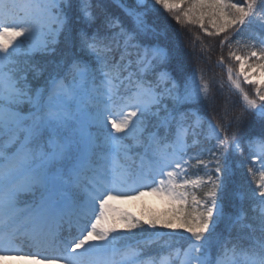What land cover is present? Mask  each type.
Instances as JSON below:
<instances>
[{
    "label": "snow or ice",
    "instance_id": "snow-or-ice-1",
    "mask_svg": "<svg viewBox=\"0 0 264 264\" xmlns=\"http://www.w3.org/2000/svg\"><path fill=\"white\" fill-rule=\"evenodd\" d=\"M184 2L0 0V253L264 264V81L253 99L239 79L264 75V0H189L177 14ZM160 12L222 35L217 63L242 96L238 114L175 59ZM245 27L252 50L240 55L231 46ZM237 169L251 179L235 182ZM147 195L170 206L164 217L113 204Z\"/></svg>",
    "mask_w": 264,
    "mask_h": 264
},
{
    "label": "trees",
    "instance_id": "trees-1",
    "mask_svg": "<svg viewBox=\"0 0 264 264\" xmlns=\"http://www.w3.org/2000/svg\"><path fill=\"white\" fill-rule=\"evenodd\" d=\"M235 3H241L242 0H232ZM189 6V0H185L183 4L180 5L181 14L183 11H186ZM159 22L166 26L167 34L169 40L172 42L173 55L175 59L182 62L189 69H200L205 79L213 80L214 92L217 93L218 103L223 102L225 97H230L232 104L236 108V112L242 110L243 99L239 94V91L234 87H230L229 82L227 81V72L225 67H221L217 61L221 56L220 40L223 38L222 35L217 36H208L196 23H189L187 20L183 24L178 23L174 18L172 13L160 12L158 13ZM195 17H193L194 19ZM205 27L208 31H214L211 23L207 18H205ZM255 27V26H254ZM253 29L245 27L241 33V42L239 44L233 43L232 50L236 51L237 54L247 55L252 49L244 47L245 44L251 43L249 40L250 33ZM228 48L223 49V54L227 57ZM249 62L254 63V59ZM226 65H230L234 72H237L239 68V63L236 61L226 60ZM223 82V96L219 94V83ZM256 84H247L241 82V87L245 92L248 93L250 98L256 99L255 97V87ZM259 103V101H258ZM250 166L258 168V164H251ZM251 177L247 176L244 170L237 169L233 180L235 182H241L245 180H250ZM232 187V186H230ZM199 194V193H198ZM116 207L121 208L122 210L129 211L128 208L119 205L116 201L113 202ZM169 205L165 203L162 207H157L152 205L146 197L141 198L138 201H134L135 212L132 213L137 216H145L147 218L151 217H164L168 212ZM162 231L167 232L169 230L163 229ZM155 247V246H154Z\"/></svg>",
    "mask_w": 264,
    "mask_h": 264
},
{
    "label": "rangeland",
    "instance_id": "rangeland-1",
    "mask_svg": "<svg viewBox=\"0 0 264 264\" xmlns=\"http://www.w3.org/2000/svg\"><path fill=\"white\" fill-rule=\"evenodd\" d=\"M238 71H239V68L237 70V73H238ZM249 73H250V78L253 81L252 84H256L257 85V83H256L257 81H264V75L260 74L259 72L254 71V70H249ZM239 79H240V82H244L242 76H240ZM244 83H246V82H244ZM144 190L148 191L149 189L145 188ZM144 197H146L147 200L151 204H153V205H155L157 207H161V206L165 205V203H166L165 201H163L162 199H160L159 197H157L155 195H147V196H144ZM116 202L119 203V205L128 208L130 213L134 212V201H130V202L116 201ZM29 253H33V254H37L38 253L39 255H44L45 254L42 249L38 250L36 248H31V249L24 248V249H22L20 252H18L16 254L0 253V256H2V258H0V264H37V261L28 260V259H22L21 258L22 256L27 255ZM13 256H15L18 261H16L15 263L8 262L7 261L8 258L9 257H13Z\"/></svg>",
    "mask_w": 264,
    "mask_h": 264
},
{
    "label": "bare ground",
    "instance_id": "bare-ground-1",
    "mask_svg": "<svg viewBox=\"0 0 264 264\" xmlns=\"http://www.w3.org/2000/svg\"><path fill=\"white\" fill-rule=\"evenodd\" d=\"M7 261H8V262H11V263H15V262L18 261V260L16 259L15 256H13V257H9Z\"/></svg>",
    "mask_w": 264,
    "mask_h": 264
}]
</instances>
